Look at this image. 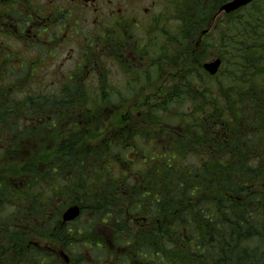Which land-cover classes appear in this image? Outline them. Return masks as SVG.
<instances>
[{"label": "trees", "instance_id": "obj_1", "mask_svg": "<svg viewBox=\"0 0 264 264\" xmlns=\"http://www.w3.org/2000/svg\"><path fill=\"white\" fill-rule=\"evenodd\" d=\"M251 10L240 35L232 27L221 32L232 70L218 81L208 73V79L185 81L193 68L203 69L201 54L185 55V90L141 118L119 117L117 130L108 127L96 144L87 142L101 136L97 130L79 123L87 112L84 86L49 96L37 91L47 85L36 87L41 77L25 59L21 80L10 68L0 70V156L21 155V146L36 133L43 139L45 129L58 132L62 115L78 129L43 154L48 162L41 154L42 164L25 161L14 180L0 174V264H64L43 247L73 255L98 243L113 244L103 250L122 255L83 254L81 264H264V24H254L264 7ZM95 116L100 121L99 112ZM113 169L119 175L113 177ZM73 205L81 207L80 216L64 222ZM136 222L152 229L135 233ZM100 223L113 231L107 241L91 239Z\"/></svg>", "mask_w": 264, "mask_h": 264}, {"label": "rangeland", "instance_id": "obj_2", "mask_svg": "<svg viewBox=\"0 0 264 264\" xmlns=\"http://www.w3.org/2000/svg\"><path fill=\"white\" fill-rule=\"evenodd\" d=\"M174 3L171 5L170 3L168 4L169 10L167 11H162L161 7L158 5L156 7L157 11L162 12V26L160 27V35L162 36L160 42L158 45H161L163 47V59L162 63L159 65L161 68L157 70L156 68L152 70V73L149 72L147 74L146 78L140 76H133L131 77L132 81L134 77H136L137 81L133 82H141L142 86H139V84L134 83L133 85L130 86L127 80L128 76L121 70L120 66H111L108 64L109 62H105L104 65H102L99 70L101 72L100 79L106 83L103 86L97 85V76L96 75H91V79L87 80L85 83L82 82L84 74L82 73L81 77L76 76L78 75L81 70L78 68V65L80 64L82 58L80 54L77 52V50H74V45L77 47L79 45V42L81 38L84 37L85 34H89L94 30L93 27V22L87 20V19H81L80 20V30H81V37L78 38L76 36L75 40L67 43L66 45L61 47V52H59L56 57H53L50 59V62L47 63L46 65H43L42 63H39L40 56H44L46 54L45 50L43 49V45H38L36 49L34 50V53L31 51L25 56L27 58H35L31 60H35V65L34 69L37 75L35 76L36 78H40V81H37L36 87H41L43 84L47 85V88L45 90H39V94H46L49 96L57 95L58 93L61 92V90L57 89L58 82H69V77L70 76H76L75 78L80 80V83L82 86L85 87L87 94L86 97H88V100H86V105H84L87 108V112L92 113L93 117L89 115V113H85L84 115H80L81 119L79 123H82V127H85L86 129H91L92 131L96 132L95 129L98 132V135L101 134H106L107 128H109V131L111 130H117L118 125H115L116 119L121 117L123 122H126L127 120H131L133 117L141 118L145 112L147 113V110L150 108H153L154 106L161 105L163 103V100L165 101L166 99L168 100V97L171 96L172 93L178 92L179 88H182L185 90V84L184 80H187L188 76L191 80L196 81L200 80L201 78H206L207 77V72L205 69H199L193 68V72L190 71L189 73L185 74L184 80L181 81V77L183 75L184 71V61L185 59V54L178 53L177 47H180V51L182 52H187L190 48H188L189 43L186 42L187 36H191V33L195 32L196 30L193 31V27L189 28H184L186 24L193 23V17L195 19H201L203 16V13L205 10L203 8V5L197 1L193 0H172ZM232 0H226V3L230 2ZM257 2V1H256ZM254 5V6H253ZM260 7H264V0H259L257 3H254L252 5L247 6L243 10H238V11H232V13L235 12V14L232 17V13L226 12L225 18L222 19L221 22L216 21V26L211 27V25L208 24V27L211 29V31L208 33V42L207 45L205 46V52H203V49H199L201 51V61L202 63H205L207 61L214 60L216 58H220L222 60V66L220 72L217 74L215 78H213L214 81L220 80V75L226 71L227 69L232 70L231 64H230V59L224 56L225 51L223 50L222 53V45L220 43L223 42L221 40L222 35H224L222 32L223 29L226 28H234L235 30L239 31V35L242 29L243 24L247 23L246 18H249L251 9H259ZM195 14V15H194ZM224 17V16H223ZM232 17V18H231ZM227 18H230L227 21ZM259 20H254V24L258 22H261L260 24H264L263 18H264V12L261 13L258 16ZM230 24H233V26H230ZM215 25V24H214ZM205 27V26H204ZM204 27L200 28L203 29ZM207 27V26H206ZM162 31V32H161ZM198 31V30H197ZM184 35H187L184 37ZM6 37L0 35V40L5 41L6 44L9 43H17L15 41H9L4 39ZM173 38V39H170ZM175 40V41H174ZM187 46L186 49L183 48V46ZM207 47V51H206ZM196 48V47H195ZM150 50H154V48H150ZM158 50V49H156ZM177 51V52H176ZM198 51V50H197ZM44 53V54H43ZM197 54V55H199ZM72 55V58L70 57ZM185 56V57H184ZM225 58V59H224ZM27 63L28 60L25 59ZM48 60V59H46ZM174 62L175 66H168L167 62ZM176 61V63H175ZM17 61L13 60L11 63L16 66H18L16 69H12L11 76L12 78H19L22 77V75L27 71V68L23 67L22 64L26 63H20V64L15 63ZM26 63V64H27ZM191 61L188 62L189 67L191 66ZM203 65V64H202ZM11 66V65H10ZM187 66V64H186ZM261 68L264 69V60L261 63ZM12 67V66H11ZM109 68V69H108ZM195 69H198L200 73L197 71L195 75L194 71ZM29 70L31 72V68L29 67ZM32 70V71H33ZM83 72V71H82ZM85 72V71H84ZM15 77H14V76ZM24 76V75H23ZM34 77V78H35ZM78 77V78H77ZM28 79V78H27ZM78 80V81H79ZM212 81V79H211ZM43 88V87H42ZM103 89L105 92L104 99L100 101L99 99L97 100V97L101 93L99 89ZM84 89V88H83ZM84 89V90H85ZM79 91V90H78ZM21 95V94H20ZM107 98V100H106ZM100 102L101 105L97 104L96 102ZM173 104V103H172ZM172 104L170 106H172ZM177 105L176 103H174ZM173 107H178L179 109H184V107L178 106H173ZM171 108V107H170ZM77 111V110H76ZM99 112V117L100 121L96 120L97 116L96 113ZM78 113V111L76 112ZM65 117L64 123L61 126V130H57L58 132L55 131V129L47 130V132H44V135L38 136V133L36 135L34 134V138L28 140L26 144H23L21 147L23 150V153L21 155H14L13 153H8V151H4L1 156H0V174L5 176L9 181L16 179V176L18 174V169L21 164H24L25 161L29 160L32 161L33 164H42L41 162L38 161L39 156L45 152L49 151H55L51 150L52 148L56 147L59 145L61 140L63 138H66L67 135H65L68 130L76 131L78 130L77 127H73L71 123L75 122L70 120V118L67 117V115H62ZM71 122V123H70ZM57 126V125H56ZM99 127V128H98ZM57 127L56 129H58ZM2 133V132H1ZM0 133V136H1ZM6 136L8 135L7 132ZM2 137L0 139L2 140ZM101 138V139H100ZM104 138L103 135L98 136L97 140L90 141V143L87 142V144H96V142L99 140H102ZM12 146V145H11ZM57 148V147H56ZM7 150V149H6ZM122 151V150H121ZM125 153V152H124ZM132 155V154H131ZM41 158V157H40ZM48 160V157H46V161ZM45 157H44V161ZM48 162V161H47ZM46 166H49V163H43ZM137 168L142 167L141 164H137ZM89 166H91L89 164ZM112 167V165H111ZM76 174V173H75ZM111 174L113 177L119 175V171L117 172L115 169L111 171ZM66 179L64 178L63 181ZM62 181V179L60 180ZM134 181V178L129 179V182L131 183ZM70 207V206H69ZM67 208L65 209V211ZM65 213V212H64ZM91 217V214L87 216ZM85 219H80L81 224H86L88 223V220ZM133 224V232L138 233V232H144V231H150L152 228H144L140 227L141 224L136 222V224ZM88 225V224H87ZM88 227V226H86ZM98 227V232L92 231L90 234L91 239L95 240V236H97L96 241H107V234L112 233L113 231L110 229L109 226L105 224H97V226H94V229ZM82 230V228H81ZM106 234V236H105ZM123 239H126V237L123 236ZM50 241H44L43 244L48 243ZM40 246V245H39ZM53 247V246H52ZM42 249V247H40ZM44 250H48L50 254L52 253L51 248L43 247ZM58 248L63 249L61 246H58ZM109 250L112 248H115L111 246L108 247ZM75 252L72 255L68 251H66L70 257H72L75 260L82 259L83 254L84 257L89 258L91 256H106L110 257L109 253L106 250H103V248H98V247H89L85 246L79 249H74ZM82 250V251H81ZM113 258V257H110ZM61 259L64 261V257H61ZM86 264V263H85Z\"/></svg>", "mask_w": 264, "mask_h": 264}, {"label": "flooded vegetation", "instance_id": "obj_3", "mask_svg": "<svg viewBox=\"0 0 264 264\" xmlns=\"http://www.w3.org/2000/svg\"><path fill=\"white\" fill-rule=\"evenodd\" d=\"M199 2L205 10L201 19L194 17L192 19L196 31L186 38L190 49L181 52L180 47H177L178 53H186L190 57L201 53L199 49L205 52L211 27L217 25L216 21L221 22L226 14L221 11L226 0H199ZM169 3L172 5L174 2L172 0H0V35L6 37L4 38L6 40L17 42L6 44L5 41L0 40V70L16 69L18 66H13L11 62L15 60L17 61L15 63L20 64L24 59L28 60V67L33 70L35 60L31 59L35 58H27L25 54L30 51L34 53L36 47L41 44L46 54L43 53L44 56H40L37 60L46 65L51 58L61 52L59 50L62 46L74 41L76 36L81 37L80 20L83 18L90 21L91 18L94 30L85 34L77 47L73 46L82 58L78 65L81 72L76 76L81 77L82 73H85L81 77L82 82L85 83L91 79V75H96L97 85H106L100 79L99 68L105 62H109L111 66H120L128 76L127 81L130 86L134 83L142 86L141 82H133L137 81L136 77L133 81L131 77L135 75L146 78L153 69L161 68L159 65L163 59V47L158 43L162 38V34L160 35L162 12L157 11L156 7L159 5L162 11H167ZM208 24L211 25V29ZM202 27L204 28L200 29ZM70 57L72 58V55ZM167 64L175 66L174 62ZM76 76L69 77L70 83L58 82L57 89L82 83L79 82L78 77L75 78ZM97 245L98 248L111 245L113 247V244L98 243ZM46 246L51 248V254L58 256L61 263L81 264L82 259H73L64 247L61 250L48 244ZM114 252L116 255L113 252H109V255L116 257L122 255L119 250ZM61 257L65 260L63 261Z\"/></svg>", "mask_w": 264, "mask_h": 264}, {"label": "water", "instance_id": "obj_4", "mask_svg": "<svg viewBox=\"0 0 264 264\" xmlns=\"http://www.w3.org/2000/svg\"><path fill=\"white\" fill-rule=\"evenodd\" d=\"M253 0H232L228 3H225L221 7V11L226 12H232L236 11L249 3H251ZM222 65V60L220 58L208 61L204 63V69L208 71L211 75H215L218 73L220 67ZM81 214V207L79 205H73L67 208L65 213L63 214V220L64 222H70L77 219Z\"/></svg>", "mask_w": 264, "mask_h": 264}]
</instances>
